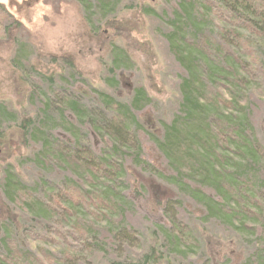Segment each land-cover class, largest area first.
Masks as SVG:
<instances>
[{
    "label": "trees",
    "instance_id": "16d2710c",
    "mask_svg": "<svg viewBox=\"0 0 264 264\" xmlns=\"http://www.w3.org/2000/svg\"><path fill=\"white\" fill-rule=\"evenodd\" d=\"M35 1L0 4V45L13 47L5 71L9 85L0 87V250L2 243L7 249L0 253V264H24L29 254L13 243L27 221L42 225L65 220L64 213L79 240L88 241L89 225L77 217V209L99 225L106 221L114 246L143 245L137 257L111 264H264V147L243 104L248 97L244 57L254 60L255 52L243 31L264 48V0H179L163 35L182 69L179 110L150 133L136 116L151 101L143 88H133L126 103L77 78L71 63L57 70L33 64L32 49L18 37ZM117 2L81 0L92 46L108 45L120 68L128 54L112 40L118 34H108ZM94 11L105 24L93 23ZM144 15L156 13L145 9ZM214 22L220 24L215 23L218 35L208 32ZM48 58L51 65L62 59ZM128 75L114 73L105 85L116 91ZM92 132L103 141L99 151L84 143ZM147 134L153 142L149 154L158 165L148 177L142 174L145 167L115 162L122 148L144 149ZM18 162H30L45 175L63 173V181L44 177L30 186L19 177ZM185 203L198 210L203 233L181 217ZM130 206L142 211L145 206L150 225L144 233L127 227L121 211ZM216 227L241 231L249 239L246 252L234 240L208 237L206 230ZM30 237L48 242L44 236ZM92 240L93 251L108 252V240Z\"/></svg>",
    "mask_w": 264,
    "mask_h": 264
},
{
    "label": "rangeland",
    "instance_id": "374dc122",
    "mask_svg": "<svg viewBox=\"0 0 264 264\" xmlns=\"http://www.w3.org/2000/svg\"><path fill=\"white\" fill-rule=\"evenodd\" d=\"M35 1V0H34ZM179 0H118L114 12L109 19L112 29H108L110 36L117 33L118 36L112 38L116 46L126 50L128 54L127 61L124 64H118L121 67L116 68L113 55L108 45L100 43V47L92 46L91 30L85 20V12L81 0H44L38 3V0L31 2L32 9L27 10L25 23L27 27L22 30L19 39L32 49L34 65H47L46 70L58 69L63 64L71 63L78 75L91 87L97 90L105 91L123 102H130L132 99L131 90L133 88H143L147 96L151 99L149 104L140 112L136 113L137 119L146 129L152 132L157 130L161 123H169L178 113L180 104L179 84L182 75V69L169 51L168 44L164 38L167 31V22L172 18L174 8L177 7ZM7 2L1 1L0 4ZM145 9H151L156 13L154 17H146ZM100 17V16H99ZM94 11V24L98 21L104 23L105 19L99 18ZM103 19V20H100ZM108 19V20H109ZM218 22L208 25V32L220 30L215 26ZM220 25V24H219ZM233 32V27L229 28ZM130 32L126 35L125 32ZM132 33V35H131ZM213 34V33H212ZM245 39L250 47L255 50L254 60L251 57H244L247 63L248 73H243L244 84L247 87L248 97L243 100L247 106L250 122L254 128L255 134L261 146L264 147V48L259 47L257 39L249 33L243 31ZM92 36V38H91ZM89 37L91 41L89 40ZM228 41L237 45L236 39L228 34ZM95 43V42H93ZM94 47V48H93ZM106 51H103L104 49ZM236 50L240 51L236 47ZM13 47L11 43L0 45V87L7 88L9 82L5 71L12 57ZM242 55V52H241ZM49 56L60 59L53 65L50 64ZM60 70V69H59ZM128 75L127 78H121L120 85L116 91L110 90L105 85V79L112 74H118L119 71ZM98 135L88 134L84 138V143L95 151H99L103 146ZM147 134L141 144L144 149L137 151L136 148H122L116 156V163L124 167L132 165L145 167L147 172L142 174L146 177L158 166L155 157L149 154L148 149L152 147L153 142ZM149 138V139H148ZM104 147V146H103ZM106 148V147H105ZM122 162V163H120ZM16 170L25 183L33 186L40 178L46 177L55 182L63 181V173H51L45 175L32 164L27 162L17 163ZM164 165V162H163ZM139 170V169H138ZM56 171V170H55ZM155 171V170H154ZM68 173L65 174V176ZM264 176V170L262 171ZM45 175V176H44ZM117 188L128 194L126 186L121 184ZM192 204V203H191ZM189 203L183 204L180 210L181 217L191 222V225L197 226L199 232H204V227L200 220V214L196 208ZM131 207V206H130ZM145 206L142 210H136L133 207H124L121 211L126 219V225L135 232L144 233L149 227L150 221L145 215ZM63 213L62 209H58ZM77 217L83 218L89 231V240L80 241L72 222L66 219L65 214L58 221L52 219L38 225L35 222H29L23 226V229L15 233L16 242L13 246L17 247L22 254H29L23 257L24 264H111L116 260H130L137 257L142 252L139 244L116 243L112 244V236H109L106 221L99 225L98 220L84 210L77 209ZM75 219V218H73ZM189 219H192L190 221ZM97 230L94 234L91 230ZM53 229H55L53 231ZM235 229V228H234ZM214 231V232H213ZM206 230L208 237L218 236L222 239L234 240L243 251L247 250L245 242L249 241L247 237L237 230L235 232L227 231L225 228H213ZM70 233L69 236H60L61 233ZM30 235H38L48 240V242L33 239ZM13 236V239H14ZM99 236L102 240H108V252H95L92 246V239ZM140 237V235H139ZM107 238V239H106ZM111 241V242H110ZM1 244L0 253L6 254L7 249ZM119 249V250H118ZM246 252V251H245ZM248 253V252H247ZM250 254V251H249ZM202 253L198 256L202 257ZM198 256L196 259H198ZM246 254L242 255L243 259ZM205 264V260H203Z\"/></svg>",
    "mask_w": 264,
    "mask_h": 264
},
{
    "label": "flooded vegetation",
    "instance_id": "af4514ba",
    "mask_svg": "<svg viewBox=\"0 0 264 264\" xmlns=\"http://www.w3.org/2000/svg\"><path fill=\"white\" fill-rule=\"evenodd\" d=\"M3 1V2H7V4H12V5H15V1L16 0H0V2Z\"/></svg>",
    "mask_w": 264,
    "mask_h": 264
}]
</instances>
